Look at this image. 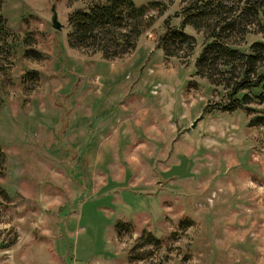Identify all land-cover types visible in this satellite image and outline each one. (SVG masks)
Instances as JSON below:
<instances>
[{"label":"rangeland","instance_id":"rangeland-1","mask_svg":"<svg viewBox=\"0 0 264 264\" xmlns=\"http://www.w3.org/2000/svg\"><path fill=\"white\" fill-rule=\"evenodd\" d=\"M178 2L151 8L136 48L107 60L67 43L80 1L4 0L11 29L43 56L20 45L0 74V264H264V124L217 107L226 91L196 74L199 34L186 60L156 46ZM29 68L39 77L24 83ZM119 219L131 229L117 234ZM143 229L161 246L129 261Z\"/></svg>","mask_w":264,"mask_h":264},{"label":"trees","instance_id":"trees-1","mask_svg":"<svg viewBox=\"0 0 264 264\" xmlns=\"http://www.w3.org/2000/svg\"><path fill=\"white\" fill-rule=\"evenodd\" d=\"M80 4L67 13V43L90 53L100 52L107 60L120 58L136 46L139 37L152 26L155 14L168 7V0H69ZM171 1V0H169ZM0 0V74H8L18 46L26 57L40 59L43 52L36 47L33 37L21 40L8 24ZM176 19V21H174ZM192 27V33L185 30ZM201 47L195 59L196 74L206 77L215 87L226 91L217 107L223 110L245 108L253 113L251 125L264 124V107L255 109L250 104L264 103V0H179L174 11L162 22L156 46L166 57L186 60L197 45ZM260 34L248 40V36ZM39 71L26 69L24 83L37 80ZM0 95V107L2 105ZM216 106V105H215ZM256 110V111H255ZM6 153L0 143V175L4 172ZM0 195L6 196L0 185ZM130 230L129 221L117 220L115 230ZM160 248L161 239L152 231L143 229L128 250V260H143L151 250Z\"/></svg>","mask_w":264,"mask_h":264},{"label":"water","instance_id":"water-1","mask_svg":"<svg viewBox=\"0 0 264 264\" xmlns=\"http://www.w3.org/2000/svg\"><path fill=\"white\" fill-rule=\"evenodd\" d=\"M51 11H52V14H51V23H52V26L55 28V29H60L62 28V23L59 21L58 19V15H57V11L54 7V5L51 6ZM199 119V117H197L193 122H192V126L195 125L196 121Z\"/></svg>","mask_w":264,"mask_h":264},{"label":"crops","instance_id":"crops-1","mask_svg":"<svg viewBox=\"0 0 264 264\" xmlns=\"http://www.w3.org/2000/svg\"><path fill=\"white\" fill-rule=\"evenodd\" d=\"M116 132H118V131H116ZM74 138H75V139H73L72 142L75 144V145H74V146H75L74 148H76V147H77V143H76V141H77V139H79V137L76 136V134H75ZM73 143H72V144H73ZM77 149H78V148H77ZM74 150H75V149H74Z\"/></svg>","mask_w":264,"mask_h":264}]
</instances>
